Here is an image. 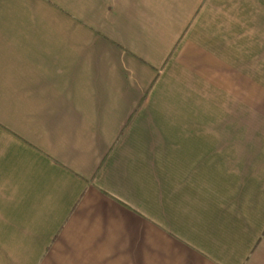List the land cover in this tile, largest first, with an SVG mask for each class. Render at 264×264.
Here are the masks:
<instances>
[{
    "label": "crops",
    "instance_id": "0c3cea01",
    "mask_svg": "<svg viewBox=\"0 0 264 264\" xmlns=\"http://www.w3.org/2000/svg\"><path fill=\"white\" fill-rule=\"evenodd\" d=\"M210 1L0 0V264H264V25L172 87Z\"/></svg>",
    "mask_w": 264,
    "mask_h": 264
},
{
    "label": "rangeland",
    "instance_id": "374dc122",
    "mask_svg": "<svg viewBox=\"0 0 264 264\" xmlns=\"http://www.w3.org/2000/svg\"><path fill=\"white\" fill-rule=\"evenodd\" d=\"M210 4L215 5L216 10L206 17L204 23L208 26L209 32L204 33L208 38L199 41L200 53L192 55L188 64L190 68L187 69L185 64L181 68L185 72L177 73L181 78L175 80L172 87L179 92L207 88L212 73L223 71L224 38H230L235 43L243 33L249 35L250 40V35L255 34L250 32L255 29V24L264 25V0H211ZM245 23L249 25V32L241 31Z\"/></svg>",
    "mask_w": 264,
    "mask_h": 264
}]
</instances>
